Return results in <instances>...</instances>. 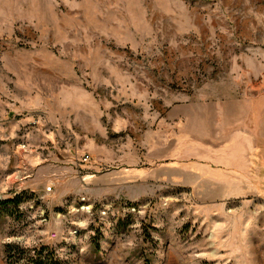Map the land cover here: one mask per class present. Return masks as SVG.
<instances>
[{
	"label": "rangeland",
	"instance_id": "1",
	"mask_svg": "<svg viewBox=\"0 0 264 264\" xmlns=\"http://www.w3.org/2000/svg\"><path fill=\"white\" fill-rule=\"evenodd\" d=\"M16 198L0 264H264V0H0Z\"/></svg>",
	"mask_w": 264,
	"mask_h": 264
},
{
	"label": "trees",
	"instance_id": "2",
	"mask_svg": "<svg viewBox=\"0 0 264 264\" xmlns=\"http://www.w3.org/2000/svg\"><path fill=\"white\" fill-rule=\"evenodd\" d=\"M21 200L18 198L3 202L0 206H18ZM5 259L7 264H67L62 261L57 252L48 247L40 246L27 248L20 244L9 243L5 247Z\"/></svg>",
	"mask_w": 264,
	"mask_h": 264
},
{
	"label": "built area",
	"instance_id": "3",
	"mask_svg": "<svg viewBox=\"0 0 264 264\" xmlns=\"http://www.w3.org/2000/svg\"><path fill=\"white\" fill-rule=\"evenodd\" d=\"M48 191H52V188L50 187V188H48Z\"/></svg>",
	"mask_w": 264,
	"mask_h": 264
}]
</instances>
